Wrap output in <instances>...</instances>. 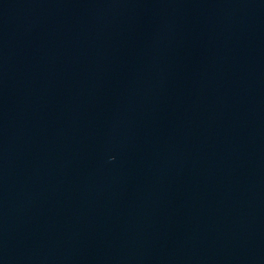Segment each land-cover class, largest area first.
Here are the masks:
<instances>
[{
	"label": "water",
	"instance_id": "1",
	"mask_svg": "<svg viewBox=\"0 0 264 264\" xmlns=\"http://www.w3.org/2000/svg\"><path fill=\"white\" fill-rule=\"evenodd\" d=\"M0 264H264V0H121L1 100Z\"/></svg>",
	"mask_w": 264,
	"mask_h": 264
}]
</instances>
